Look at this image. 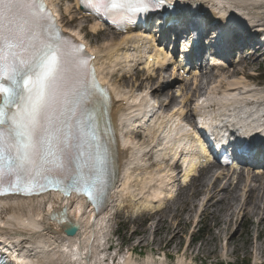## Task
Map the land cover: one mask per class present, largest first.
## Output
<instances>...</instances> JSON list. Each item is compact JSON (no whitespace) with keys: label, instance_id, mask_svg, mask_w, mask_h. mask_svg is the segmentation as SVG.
Segmentation results:
<instances>
[{"label":"bare ground","instance_id":"obj_1","mask_svg":"<svg viewBox=\"0 0 264 264\" xmlns=\"http://www.w3.org/2000/svg\"><path fill=\"white\" fill-rule=\"evenodd\" d=\"M182 1L183 3H186V1L194 3L207 1V3L213 5L219 11V15L222 16L220 20L223 21L222 27L225 35H227L226 31L228 28L232 29L230 26L233 23L255 22L256 20L252 18L256 14L251 12V7H255V4L260 3L259 0ZM50 2L53 4V0ZM262 4L264 3L261 1ZM98 28L99 24L97 22L93 24L92 29L94 31L98 30ZM78 34H80V31ZM128 36V38H136L135 42H143L141 46L137 45L135 53L125 52L123 54V57L128 62L136 64L139 60H142L143 56L149 54V57L154 58L153 65H157L161 68V71L162 69L164 71V63L169 59V56L161 51L152 52L153 42H151V39L153 38L151 36L143 38V33L131 32H129ZM144 40L146 41L144 42ZM192 44L191 42L190 45ZM116 45L110 46L109 50H113ZM214 62L215 60L213 59L211 65H214ZM97 63L98 68L101 69L99 57ZM110 66L114 67V69L117 67L115 58L110 63ZM144 66L148 68L147 65ZM200 68H202V65ZM227 72L231 76H236L237 74L245 76L244 71H239L237 68L228 69ZM128 73L129 69L127 70ZM195 77L201 82L204 79L212 80L213 74L202 71L196 74ZM103 78L107 80V77L103 76ZM152 78V76L148 77L149 80H152ZM162 78L161 75L159 84L151 91L147 89L144 96L142 94L135 96L140 100L135 108H131L130 105L124 106L122 100H112L110 117L115 128L118 129L119 135L121 134L122 140L119 142L118 139H115L117 141V159L115 162L117 182L113 189L112 197L107 201L108 207L100 215H96L91 207L86 212V208L89 206L85 204V198L76 194H72L68 199H64L59 192H49L36 198L8 197L0 200V215L3 211L14 209L19 212L7 215L5 219H0L1 223L5 224L0 226V241L2 240L12 246L17 256L21 257L23 264H104L102 263L104 255L99 252L98 247L99 244L104 245L105 236L103 234L99 236V234L108 229V225H105V223L111 213L110 211H112L113 207L120 205L125 196L131 202L136 201L137 197L141 198V206L144 209L149 210L161 207L165 195L172 196L176 194V191L170 186V181L173 179L171 175L174 174L177 164L170 162V166L166 167V160H170L171 156L181 158L183 153H187L182 157V162L186 164L181 176L183 177V183L186 184L185 186L198 175L199 178L196 180L199 181V186H201L198 190L200 192L214 177L212 182L214 192L207 200V209L214 208L212 213L215 216H219L221 212L228 210H232L233 213L236 204L240 206L242 204L241 210H243L246 221H249L251 216L256 215L260 218L257 225L259 226L262 223L264 220V176L262 174L254 175L253 181L256 184L250 186L246 191V195L242 198L238 194L242 177H239L238 181L234 182L232 179L234 172L230 173L229 171L231 169L227 168V173L216 174L214 169L219 166L215 163L207 164L206 167L198 169L195 159L199 154L198 145L203 144V141L198 131L191 129L184 122L183 118L187 116L185 115V110L180 108L178 110L179 113L171 111L163 113L156 109V103L149 102L151 96L162 97L163 94L168 99L170 98V104L176 102V97L171 89H165L162 86L164 84ZM169 87L168 85L167 88ZM248 88L244 82L239 80L228 82L221 97L217 95L219 85L212 89L211 93H205L203 95L205 98L202 102L203 105L199 101L196 105L198 108L196 115L202 119L201 126L220 124L226 118L236 124L244 125L249 130L256 129L261 123L264 124V89L251 90V88ZM113 90L117 96L118 92L115 89ZM236 90H240L239 93ZM251 91H253L252 94H248ZM179 92L180 90H177V96L180 95ZM215 102L219 105L218 109L213 107ZM220 109L222 111H219ZM149 110H155L156 113L146 122L148 120L146 112ZM139 135L145 136L147 141L141 142L137 140ZM151 154L155 158L158 168L147 166V160ZM181 172L182 170H178L177 176L181 175ZM162 180H166V183H162ZM135 182L140 183L137 188H134L133 183ZM117 195L120 198V202L115 204L114 202L117 199H114V196ZM28 201L29 205L26 204ZM10 202L14 204L9 205ZM74 202L75 206L72 210L71 206H73ZM35 203L38 205L45 204L46 208L43 215L37 213L39 207L35 206ZM26 206L29 208L32 206L30 213L25 212ZM61 207L68 209L69 215L79 224L78 233L73 237L64 234L63 226L51 219L52 214L58 212ZM251 212L253 215H251ZM6 226L9 229H6ZM174 238L175 235L170 242ZM234 239L235 235H232L228 244L231 245ZM258 251L264 257V250L261 245L258 247ZM119 262H122L121 264H135L129 257ZM147 264H150V261Z\"/></svg>","mask_w":264,"mask_h":264},{"label":"snow or ice","instance_id":"obj_2","mask_svg":"<svg viewBox=\"0 0 264 264\" xmlns=\"http://www.w3.org/2000/svg\"><path fill=\"white\" fill-rule=\"evenodd\" d=\"M86 3L98 14L119 10L131 20L163 7L166 0ZM186 29L198 35L193 45L205 38L213 42L210 46L228 39L206 30L198 18ZM62 31L44 0H0V180L30 181L33 173L62 169L71 150L87 151L91 144L102 114L97 106L107 97L94 69L88 70L84 45L66 40ZM96 159L103 162V156ZM71 187L98 205L104 181L99 171L77 174Z\"/></svg>","mask_w":264,"mask_h":264},{"label":"rangeland","instance_id":"obj_3","mask_svg":"<svg viewBox=\"0 0 264 264\" xmlns=\"http://www.w3.org/2000/svg\"><path fill=\"white\" fill-rule=\"evenodd\" d=\"M259 1L260 3L255 4V7H251V12L256 14L252 18L256 21H250L251 25H249L252 31L256 29L252 24L264 27V4L261 5V1L264 3V0ZM53 2L64 24L71 29L80 31L81 36L89 42L92 49L99 52V57L104 62L102 65L103 74L107 76L110 84L120 93V96L122 93H128L125 97L135 95L154 86L153 80L146 79L148 75L155 74L153 71L138 72L136 75L127 74L125 65L128 64L124 57L118 59L121 64L117 65L115 69L109 67L107 57L110 46L117 44L114 48H117L116 51L120 56L125 49L134 46L133 42L129 38L127 39L126 34H114L110 30H103L101 26L94 31L92 29L94 22L85 18L81 19L77 15L75 0H53ZM247 23L249 24V22ZM263 58L246 55L239 58L240 62L231 63L228 67L230 70L233 68H237L239 71L243 70L245 76L241 74L231 76L227 72L228 69L206 67L204 72L212 73V80L204 79L199 82L198 79L193 78L182 81L181 78L169 71L165 77L166 80L172 81V92L176 97V102L170 104V98L168 99L164 94L155 100L160 105L170 104L164 110L174 106L184 108L187 119H190L198 97L202 96L209 86L217 84V81L219 84L226 85L228 82L240 80L251 90H263ZM125 73L127 75H124ZM177 90H180V96H177ZM252 92L248 94H252ZM221 93L222 89L219 90L220 95ZM260 103L262 102L260 101ZM138 139L142 142L146 140L143 136H139ZM216 169L214 170L216 171ZM220 171L222 170H218V173ZM254 175H256L254 172L249 171L232 174L234 182L242 177L238 189L240 197L243 198L248 188L256 184L253 181ZM198 178L197 175L187 186L182 185L179 181L174 182V188L184 187L177 192V195L166 198L160 208L146 211L141 206L139 197L134 202L129 201L126 196L123 197V202L120 206L112 209L106 220V225L112 232L109 240L110 249L106 250L104 245L99 244V252L108 259L115 257L113 264H120L122 262L117 261H123L128 257L135 264H147L148 261L150 264H220L222 262L223 264H264V257L258 251L260 245L264 250V220L259 226L257 225V222L260 221L259 216H251V219L246 221L243 210H241L242 204L241 206L236 204L233 213L232 210H228L215 216L212 213L214 208H206L207 200L214 192L212 189L214 177L200 192L198 190L201 186L196 180ZM136 184L137 182L133 183L134 187L138 186ZM28 203L29 201L26 204ZM34 205L39 207L37 213L43 215L45 204L35 203ZM31 207L26 206L25 212L30 213ZM13 213L19 212L17 209L4 211L0 219H5L7 215ZM251 215H253L252 212ZM102 234L105 236L106 231L101 232L99 236ZM174 235V240L170 242ZM232 235H235V239L229 245L228 241Z\"/></svg>","mask_w":264,"mask_h":264},{"label":"water","instance_id":"obj_4","mask_svg":"<svg viewBox=\"0 0 264 264\" xmlns=\"http://www.w3.org/2000/svg\"><path fill=\"white\" fill-rule=\"evenodd\" d=\"M74 232H75V228L67 230V233L70 234V235L74 234Z\"/></svg>","mask_w":264,"mask_h":264}]
</instances>
